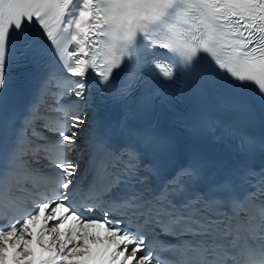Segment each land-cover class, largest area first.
Listing matches in <instances>:
<instances>
[{
    "label": "snow or ice",
    "instance_id": "1",
    "mask_svg": "<svg viewBox=\"0 0 264 264\" xmlns=\"http://www.w3.org/2000/svg\"><path fill=\"white\" fill-rule=\"evenodd\" d=\"M30 66L32 99L0 142V264H264V170L201 191L200 163L171 164L166 136L84 127L97 84L147 105L168 95L154 78L179 72L198 123L249 149L241 93L255 85L264 111V0H0V113L10 70Z\"/></svg>",
    "mask_w": 264,
    "mask_h": 264
}]
</instances>
